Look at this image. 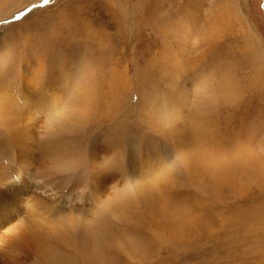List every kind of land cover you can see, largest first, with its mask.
<instances>
[{
  "label": "rangeland",
  "instance_id": "1",
  "mask_svg": "<svg viewBox=\"0 0 264 264\" xmlns=\"http://www.w3.org/2000/svg\"><path fill=\"white\" fill-rule=\"evenodd\" d=\"M150 5H158L159 10L163 11L159 19L165 15L169 18L175 13L187 19L188 22L184 24L188 27L185 28L186 32L170 33L164 26L153 25L151 28V24L140 28L137 16ZM80 19H89L92 29L108 34L115 63L110 58L112 54L109 58L101 54L96 40L92 43L84 38L81 29L87 24ZM0 35H4L10 54L16 57V67L21 66L22 53H30V44L37 42L39 49L41 38L52 43L50 35L57 36V45L44 48L45 52L39 54L38 58L45 61L44 66L55 59L53 53H58L57 56L64 59L66 68L76 82H81V77L88 71L94 76H107L113 67L112 85L110 87L104 83L106 86L103 88H110L111 92L115 90V106L111 108L113 119L110 124L116 125L117 129L111 135V140L113 144L116 143L117 155L123 156L122 162L126 157L124 136H136L142 148L149 142V147L157 154H163L162 157L164 149L170 150L169 129L162 130L149 117L146 97L156 88L168 96L173 93L175 83L181 78L177 80L172 77L169 70L178 66L177 62L183 65L189 61L191 66L201 62L203 69L212 73L204 78L198 68L196 70L199 72L186 73L190 76L186 96L180 107L181 121L187 126L184 125L193 143H199V137L203 144L207 143L206 148L211 155L221 154L220 151L224 149L222 154L227 161L223 170L229 173L217 184L207 175L203 177L205 179L193 177L191 181H196L191 182L185 173H173L168 167L165 168L164 158L157 159L159 164H164L162 170L170 179L165 181L161 193L168 212L157 222L158 226L173 231L177 242L174 241L172 246L162 245L156 256L151 254L147 222L135 225V229L128 219L120 221L111 217L107 213V204L110 203L107 200L97 206L98 216H95L101 218L104 232H113V237L127 242L125 247L131 254V264H264L259 257L264 253V187L251 182L253 168L249 167L264 159V86L254 82V69L258 64L249 53L255 44L254 47H259L264 59V0H0ZM84 46L85 55L79 58L78 53ZM123 76H126V87L119 85L122 80L118 79ZM228 78L231 79L230 85L226 84ZM204 79L208 81L205 98L210 105L205 120L211 127L205 132L202 128L193 127L198 120L192 117L195 102L203 91L201 82ZM70 93H73V87L68 89L65 96ZM106 124L108 122L103 123V129H92L86 136H82V132L71 133L68 139L79 152L85 153L87 140L92 134L106 129ZM120 124L123 127L125 125V128ZM199 129H202L201 132ZM170 154L174 159H179L177 162L180 161L178 155ZM238 154L250 165L244 170L245 175L241 171L240 178L235 179L234 170L239 171L242 167L238 166L244 164L239 165V161H236L235 156ZM85 159L86 156L82 155L80 162L60 174L71 182L78 180L83 183L89 172ZM126 187L136 197L132 180H127ZM136 212L130 210L131 215L135 213L137 216ZM124 236L127 238L123 239ZM143 236L145 240L141 238ZM122 254L120 252L118 256L123 260L120 257Z\"/></svg>",
  "mask_w": 264,
  "mask_h": 264
},
{
  "label": "bare ground",
  "instance_id": "2",
  "mask_svg": "<svg viewBox=\"0 0 264 264\" xmlns=\"http://www.w3.org/2000/svg\"><path fill=\"white\" fill-rule=\"evenodd\" d=\"M162 12L158 5L146 6L140 12L141 15L137 16L141 26L139 27H147L150 24L151 28L154 27L153 25L164 26L170 33L182 32L188 28L184 25L188 20L177 13L169 18L165 15L164 18L159 19V14ZM80 20L87 24L81 29L84 38L92 43L96 40V46L101 54L109 58L112 49L107 39L108 34L92 29L93 25L89 19ZM55 37L57 36L50 35L52 43L46 38H41L42 45L39 49L38 43H32V41L30 53L27 55L22 53L21 66L16 67V57L10 54L4 35H0V56L3 55L0 57V264H131V254L126 250L127 242L124 243L121 238L113 237V232H104L105 227L101 224V218L96 217L98 216L97 206L103 200L110 201L107 204V213L111 217L120 221L128 219L135 229L137 227L135 225L147 222V226L144 224L143 226L147 227L149 234L152 252L150 253L156 256L162 245L172 246L174 241L177 242L174 232L158 226L159 222H157L166 215L165 212H168L167 204L161 199V193L169 177L167 178L168 175L166 176L162 170L164 164L161 165L157 161L163 154H157L151 149L149 142L144 145L145 147L142 145L144 148L140 147L142 144L140 140L135 138V135H133L135 137L128 135L124 136L126 139L125 161H121L123 156L117 155L116 143L113 144L111 140V135H114V130L117 129L116 125L110 124L113 119L111 108L115 102V90L111 92L110 88H103L106 86L104 83L110 87L112 85L113 67L112 72L107 76H94V73H88V71L81 77V82H76L75 77L66 68L64 59L57 56L58 53H53L55 59H51L49 65L44 66L45 61L38 56L45 52L44 48L57 45ZM72 37L74 38V35ZM132 44H134L133 40ZM254 45L249 49L250 56L256 59L258 64L254 69V82L264 86V59L259 47ZM85 48L84 46L79 51V58L84 57ZM110 58L113 62V54ZM196 63L197 65L191 66L189 61L183 65L177 62L179 65L169 70V75L177 80L181 78V82L175 83L173 93L168 96L156 88L148 93L145 104L149 110V117L155 125L162 130L169 129L170 150L164 149L162 157L164 162L166 160L164 167H168V170L173 173H185L190 181L193 177L202 179L207 175L217 184L229 173L223 170L226 165L225 160L227 161L222 154L224 149L220 151L221 154L211 155L206 148L207 143L203 144L199 137L196 138L199 143L194 142V145L185 129L187 126L184 124L185 127L181 121L180 107L186 96L190 76L186 73L200 71L203 72V78L212 73L203 69L201 62ZM177 72L178 74L175 75ZM229 79L226 84L230 85ZM118 80H122L119 83L120 87H126L124 85L126 76ZM201 84L203 91L195 102L192 117L198 120L193 127L202 128L205 132L211 128L209 122L205 120L206 112L210 108L205 98L207 79L202 80ZM71 87H73V93L65 96ZM121 95L123 96V93ZM105 122H108L106 129L99 130L102 133L92 134V137L87 140L85 153L79 152L68 139L71 133L82 132V136H86L92 129L95 130L98 127L103 129L102 125ZM81 143L80 146H82ZM171 152L174 156L178 155L179 162H177L179 159L173 158ZM82 155L86 156L85 161L89 171L87 179L83 183L74 179V182H71L60 173L70 170L77 162H80ZM235 157L239 165L244 163L238 166V168L242 167L237 168L239 171L234 170L233 177L237 179L241 176L240 172L247 170L250 164L239 154ZM249 167L253 168L254 177L251 182L264 187V159L256 161ZM129 179L134 184V193L138 200L131 191H127L126 184ZM193 180L196 181V179ZM138 209L140 211L136 212ZM130 210H134L137 216L134 215L135 213L131 215ZM144 236L141 238L143 239ZM126 238L124 236L123 239ZM120 252H123L120 257L126 261L119 258ZM259 257L264 262V253Z\"/></svg>",
  "mask_w": 264,
  "mask_h": 264
}]
</instances>
